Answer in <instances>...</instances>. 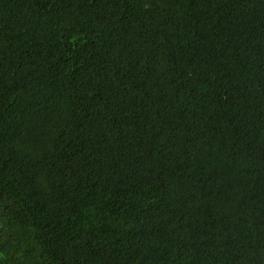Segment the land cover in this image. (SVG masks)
Returning <instances> with one entry per match:
<instances>
[{"label": "trees", "instance_id": "16d2710c", "mask_svg": "<svg viewBox=\"0 0 264 264\" xmlns=\"http://www.w3.org/2000/svg\"><path fill=\"white\" fill-rule=\"evenodd\" d=\"M0 264H264V0H0Z\"/></svg>", "mask_w": 264, "mask_h": 264}]
</instances>
